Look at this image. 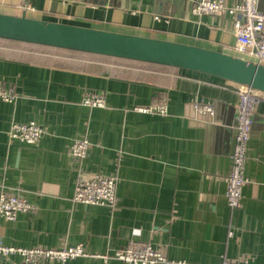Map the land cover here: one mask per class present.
<instances>
[{
	"label": "crops",
	"instance_id": "1",
	"mask_svg": "<svg viewBox=\"0 0 264 264\" xmlns=\"http://www.w3.org/2000/svg\"><path fill=\"white\" fill-rule=\"evenodd\" d=\"M195 0H0V14L196 46L232 56L228 15L197 16ZM234 6L240 0H223ZM29 5L30 11L20 9ZM264 12V0L258 1ZM158 17V19H155ZM0 193L33 209L0 217V243L15 248L82 245L92 257L67 264H127L113 255L131 242L149 243L169 261L264 264V96L252 117L240 205L225 200L238 86L183 69L70 55L0 39ZM86 94L104 107H87ZM164 102V115L142 112ZM209 102L212 115L194 111ZM43 128L34 145L11 140L12 123ZM87 156L70 158L77 139ZM115 177L112 207L72 201L78 174ZM99 256V257H95ZM0 264H25L13 255Z\"/></svg>",
	"mask_w": 264,
	"mask_h": 264
},
{
	"label": "built area",
	"instance_id": "2",
	"mask_svg": "<svg viewBox=\"0 0 264 264\" xmlns=\"http://www.w3.org/2000/svg\"><path fill=\"white\" fill-rule=\"evenodd\" d=\"M167 1V0H159ZM259 0H240L234 6H227L223 0H195L191 12L197 16L228 15L233 21L235 44L233 46L236 57L264 66V12L258 10ZM25 13L31 8L27 4L20 6ZM158 19V17H155ZM238 86L239 103L235 110L233 124L234 138L230 153V171L226 180L225 200L231 211L237 209L242 198V188L247 183L245 177V162L247 143L250 138L253 113L264 93L247 86ZM15 93L11 88L0 84V100L12 102ZM82 103L87 107H104L101 95L86 94ZM195 113L212 115L213 106L209 102H195ZM142 112H155L164 115L166 106L159 102L148 109H139ZM43 134V128L33 121L12 123L8 137L21 143L34 145ZM90 143L87 139H77L70 147L72 161L84 159L89 151ZM114 176L105 173H96L91 177L78 174L72 201L83 205H97L112 207L115 202ZM32 205L14 193H0V217L6 221H14L19 213H29ZM19 256L25 264H67L70 260L92 257L85 252L82 245L65 247L62 249L43 248H15L0 243V258ZM99 257V256H95ZM104 261L115 259L127 264H186L184 262L169 261L165 255L149 243L131 242L126 248L116 251L113 255L100 256ZM220 264H248L246 260H223Z\"/></svg>",
	"mask_w": 264,
	"mask_h": 264
},
{
	"label": "water",
	"instance_id": "3",
	"mask_svg": "<svg viewBox=\"0 0 264 264\" xmlns=\"http://www.w3.org/2000/svg\"><path fill=\"white\" fill-rule=\"evenodd\" d=\"M0 39L201 73L264 93V66L165 40L0 14Z\"/></svg>",
	"mask_w": 264,
	"mask_h": 264
},
{
	"label": "trees",
	"instance_id": "4",
	"mask_svg": "<svg viewBox=\"0 0 264 264\" xmlns=\"http://www.w3.org/2000/svg\"><path fill=\"white\" fill-rule=\"evenodd\" d=\"M6 41H10V42H13V43H23V42H18V41H13V40H6ZM23 44H29V43H23ZM29 45H34V44H29ZM35 46H37V47H43V48H47V49H55L58 52H63V53L70 54V55L93 56V57H98V58L105 59V60L126 61V62H130V63L141 64V65H155V64H149V63H144V62H139V61L124 60V59L112 58V57L101 56V55H93V54H87V53L76 52V51L65 50V49H58V48H52V47H44V46H39V45H35ZM159 66H161V65H159Z\"/></svg>",
	"mask_w": 264,
	"mask_h": 264
}]
</instances>
